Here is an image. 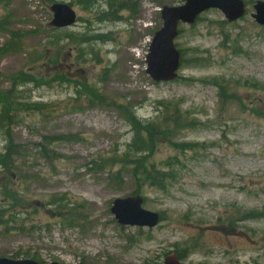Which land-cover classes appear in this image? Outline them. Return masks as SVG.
<instances>
[{
  "label": "rangeland",
  "instance_id": "1",
  "mask_svg": "<svg viewBox=\"0 0 264 264\" xmlns=\"http://www.w3.org/2000/svg\"><path fill=\"white\" fill-rule=\"evenodd\" d=\"M109 1L124 5L116 21L107 18ZM243 1L247 15L237 22L210 9L193 26L180 25L178 79L162 84L146 74V56L162 28V8L184 0L0 4V21L8 24L0 48L13 34L23 44L0 60V92L10 90L17 73H28L43 84L29 85L27 97L57 108L53 116L23 113L13 124L11 141L23 159L10 170L0 167V258L164 264L174 254L182 264H264V26L252 18L264 0ZM55 2L72 7L74 25L50 27ZM100 36L104 42L96 41ZM163 106H176L193 122L183 118L187 124L172 138L159 137L146 156L156 172L176 176H165L167 191L146 186L136 194L162 220L152 229L122 226L112 203L137 186L117 180L112 171L119 166L112 170L106 161L134 138L129 113L159 129L174 117ZM55 137L64 140L48 143ZM9 142L1 132L0 154ZM101 160L104 171L92 164ZM54 195L70 199L55 209Z\"/></svg>",
  "mask_w": 264,
  "mask_h": 264
},
{
  "label": "trees",
  "instance_id": "2",
  "mask_svg": "<svg viewBox=\"0 0 264 264\" xmlns=\"http://www.w3.org/2000/svg\"><path fill=\"white\" fill-rule=\"evenodd\" d=\"M95 1L96 0H78V3L94 4ZM1 3L5 4L6 1L4 3V0H0V4ZM108 5L110 10L107 14V18L112 21L118 20L119 17L117 13L124 8V5L117 8L111 1L108 2ZM7 26L8 24L6 23V20L0 21V29H5ZM104 37L105 36L95 37V39L96 41L104 42ZM22 48V40L17 34H13L8 43L0 48V60L2 57L10 53L21 52ZM10 83L11 88L8 92H0V133L4 132L5 136L10 141L6 146L4 154H0V167L4 168V170H10L14 163H16L17 159H23V151L21 152V149L12 142L13 140L11 141L13 124L22 119V114L37 113L53 116L57 112V108H54L51 105L35 102L27 97L26 93L29 85L35 84L36 87H41L43 84L33 75L24 72L17 73V75L10 80ZM94 94L95 97H97V94ZM163 107L165 111L164 115H174V117L173 119L165 117L159 129L156 128L155 122L143 121L138 118L135 113H129L126 119L132 127L134 138L127 146V150L123 152L120 157L114 156L109 161H106L107 168H111L112 170L119 166L118 171H112V175L115 177L117 176V180L122 181L123 176L135 180L137 188L134 194H138V192L142 191L146 186L160 191H167L169 188L165 176H168L169 179L172 178V180H175L176 178V176H173L170 173L156 172V167L148 165L146 161V156L149 155L150 152L153 153L159 137L172 138L174 133L187 124L183 121V118H187L188 116H185L179 108L176 106ZM186 121H188V124L193 122L189 117ZM63 140V137H55L49 139L48 143L52 144ZM189 148L192 149L193 147ZM39 150L41 154L48 153L47 149H43L42 147H40ZM15 158L17 159L14 161ZM92 164L101 168L103 171L106 170V165L103 164L102 160L93 162ZM6 199H16V196L14 194L7 195L6 193ZM50 199H52V206L56 209L64 205L65 199L70 198L66 195H54L51 196ZM252 218L254 217L250 214H247L245 217V219ZM2 223H4V216L0 211V225H2Z\"/></svg>",
  "mask_w": 264,
  "mask_h": 264
},
{
  "label": "water",
  "instance_id": "3",
  "mask_svg": "<svg viewBox=\"0 0 264 264\" xmlns=\"http://www.w3.org/2000/svg\"><path fill=\"white\" fill-rule=\"evenodd\" d=\"M218 9L230 22L242 19L247 8L243 0H184L180 6H164L161 11L162 28L155 34L146 57V73L155 83L173 82L178 77L181 54L175 39L179 25H194L207 10ZM252 15L257 24L264 26V2L258 1ZM51 27L66 28L75 24L76 12L67 4L56 3L51 7ZM140 196L118 198L113 201L111 212L120 225L154 228L160 222L158 213L145 210ZM0 264H40L35 261H13L0 258ZM58 264V263H53ZM164 264H182L176 255H170Z\"/></svg>",
  "mask_w": 264,
  "mask_h": 264
}]
</instances>
